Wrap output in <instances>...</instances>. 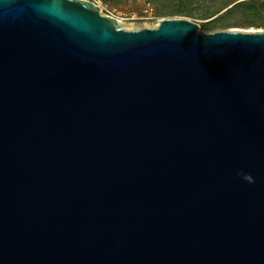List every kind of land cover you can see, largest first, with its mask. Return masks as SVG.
<instances>
[{"label": "water", "instance_id": "1", "mask_svg": "<svg viewBox=\"0 0 264 264\" xmlns=\"http://www.w3.org/2000/svg\"><path fill=\"white\" fill-rule=\"evenodd\" d=\"M0 264H264V31L0 0Z\"/></svg>", "mask_w": 264, "mask_h": 264}, {"label": "trees", "instance_id": "2", "mask_svg": "<svg viewBox=\"0 0 264 264\" xmlns=\"http://www.w3.org/2000/svg\"><path fill=\"white\" fill-rule=\"evenodd\" d=\"M106 3L111 0H104ZM156 8V16L196 15L191 6L202 9L198 15L200 19H207L200 23L201 29L215 31L219 28L232 26V17L241 20L245 27L264 28V0H151ZM167 6L172 7L167 10ZM213 18L214 16H216Z\"/></svg>", "mask_w": 264, "mask_h": 264}, {"label": "rangeland", "instance_id": "3", "mask_svg": "<svg viewBox=\"0 0 264 264\" xmlns=\"http://www.w3.org/2000/svg\"><path fill=\"white\" fill-rule=\"evenodd\" d=\"M97 3L103 14L115 17L122 22V27L126 30H141L146 28H156L158 27L160 21L165 18H187L194 20L196 22L203 23L208 21L207 19H200L198 15L202 13V9L198 8L196 5L190 7L196 15L186 16V15H173L170 14L156 16V8L151 2V0H111V2H105L104 0H92ZM172 7L167 6V10H171ZM217 17L214 16L213 18ZM231 21L233 24L227 28H219V30H238V31H264V28L256 27H245L241 25V20L232 17ZM201 29V32H215Z\"/></svg>", "mask_w": 264, "mask_h": 264}, {"label": "clouds", "instance_id": "4", "mask_svg": "<svg viewBox=\"0 0 264 264\" xmlns=\"http://www.w3.org/2000/svg\"><path fill=\"white\" fill-rule=\"evenodd\" d=\"M250 179V178H249Z\"/></svg>", "mask_w": 264, "mask_h": 264}]
</instances>
